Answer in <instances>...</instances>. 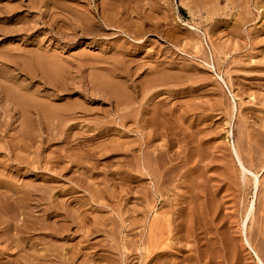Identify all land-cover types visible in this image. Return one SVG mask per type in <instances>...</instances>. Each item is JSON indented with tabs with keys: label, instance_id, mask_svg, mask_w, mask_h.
Masks as SVG:
<instances>
[{
	"label": "rangeland",
	"instance_id": "rangeland-1",
	"mask_svg": "<svg viewBox=\"0 0 264 264\" xmlns=\"http://www.w3.org/2000/svg\"><path fill=\"white\" fill-rule=\"evenodd\" d=\"M0 173V264H264V0H0Z\"/></svg>",
	"mask_w": 264,
	"mask_h": 264
},
{
	"label": "bare ground",
	"instance_id": "bare-ground-1",
	"mask_svg": "<svg viewBox=\"0 0 264 264\" xmlns=\"http://www.w3.org/2000/svg\"><path fill=\"white\" fill-rule=\"evenodd\" d=\"M43 2V1H42ZM104 5V4H103ZM80 9V8H79ZM114 10V9H113ZM83 13V12H82ZM102 13V12H101ZM81 21V20H80ZM82 25V24H81ZM87 25V24H86ZM75 27H77V26H75ZM99 28V27H98ZM138 30V29H137ZM101 42V41H100ZM81 55V54H80ZM85 56V55H84ZM78 58V57H77ZM89 59V58H88ZM97 60V59H96ZM60 62V61H59ZM61 63V62H60ZM50 64V63H49ZM48 67V66H47ZM65 67V66H64ZM55 68V67H54ZM116 68V67H115ZM119 68V67H118ZM50 70V69H49ZM48 72V71H47ZM50 72H52V71H50ZM67 75H68V73H67ZM53 77V76H52ZM68 77V76H67ZM110 79V78H109ZM119 79V78H118ZM108 83V82H107ZM120 83H122V82H120ZM106 85V84H105ZM115 86V85H114ZM122 86V85H121ZM106 87V86H105ZM91 89V88H90ZM97 89V88H96ZM109 89V88H108ZM149 89V88H148ZM11 91V90H10ZM98 91V90H97ZM118 92H119V90H117ZM124 91V90H123ZM145 91H147V89L145 90ZM27 92V91H26ZM7 93V92H6ZM13 93V92H12ZM115 93H117V92H115ZM115 93H113V94H115ZM9 94V93H8ZM29 94H30V92H29ZM122 93H120V95H121ZM11 95V94H10ZM116 96H119V93H118V95L117 94H115ZM128 95V94H127ZM130 95V94H129ZM145 95V94H144ZM107 96V95H106ZM14 97V95H12V98ZM111 97V96H110ZM120 97V96H119ZM118 97V98H119ZM123 98H125V97H123ZM128 98V97H127ZM121 99V98H120ZM17 100H18V98H17ZM128 100V99H127ZM132 100V99H131ZM20 101V100H19ZM130 102V101H129ZM125 104H127L126 102H125ZM124 106H128V105H124ZM23 107H25V106H23ZM22 107V108H23ZM18 108V107H17ZM21 108V107H20ZM51 108V107H50ZM25 109V108H24ZM121 109V108H120ZM41 110V109H40ZM81 110H82V108H81ZM121 111V110H120ZM39 112V111H38ZM42 112V111H41ZM127 112V111H126ZM43 113V112H42ZM125 113V112H124ZM36 115V114H35ZM56 115H58V114H56ZM44 116V115H43ZM48 116H50V115H48ZM83 116V115H82ZM119 116V115H118ZM93 117V116H92ZM81 118V117H80ZM49 119V118H48ZM59 119V118H58ZM105 120V119H104ZM51 121V120H50ZM56 121V120H55ZM62 121V120H61ZM68 121V120H67ZM66 121V122H67ZM86 121V120H85ZM52 122V121H51ZM54 122V121H53ZM57 123V122H56ZM50 124V123H49ZM53 124V123H52ZM55 125V124H54ZM45 126V125H44ZM46 127V126H45ZM60 128V127H59ZM56 129V128H55ZM61 131V130H60ZM53 134V133H52ZM56 134V133H55ZM75 135V134H74ZM59 136V135H58ZM80 139V138H79ZM145 139V138H144ZM67 143V142H66ZM78 143V142H77ZM14 144V143H13ZM12 146V145H11ZM88 150V149H87ZM75 151V150H74ZM104 151V150H103ZM238 154V153H237ZM89 155V154H88ZM95 156V155H94ZM99 157V156H98ZM148 157V156H147ZM128 158V157H127ZM159 159V158H158ZM239 159V163L242 165V161L240 160V158H238ZM77 160V159H76ZM133 160V159H132ZM125 163V162H124ZM157 163V162H156ZM147 164V163H146ZM83 170V169H82ZM152 171V170H151ZM149 172V171H148ZM1 174V173H0ZM6 174V173H5ZM168 177V176H167ZM254 178H255V183L256 184H258V182H259V180H258V178H257V175L254 173ZM167 180V179H166ZM14 184V183H13ZM155 184V183H154ZM24 188V187H23ZM23 188H22V190H23ZM18 189V188H17ZM54 189V188H53ZM141 189V188H140ZM49 190V189H48ZM51 191V190H50ZM34 192V191H33ZM42 192V191H41ZM136 192V191H135ZM27 193V192H26ZM45 193H47V192H45ZM117 193V192H116ZM20 194V193H19ZM44 195V194H43ZM47 195H49L48 193H47ZM22 196H24V195H22ZM31 196H32V194H31ZM2 197V196H1ZM7 197V196H6ZM21 197V196H20ZM37 197V196H36ZM41 197V196H40ZM68 197V196H67ZM31 198V197H30ZM47 198V197H46ZM18 199V198H17ZM18 201V200H17ZM168 202V201H167ZM23 203V202H22ZM28 203V202H27ZM31 203V202H30ZM189 204V203H188ZM7 205V204H6ZM5 205V206H6ZM22 205V204H21ZM4 206V207H5ZM259 206V205H258ZM7 208V207H6ZM27 208V207H26ZM19 209V208H18ZM45 209V208H44ZM183 210V209H182ZM260 210V209H259ZM262 210V209H261ZM182 212V211H181ZM258 212V211H257ZM25 213V212H24ZM27 216H28V214L27 213H25ZM66 215V214H65ZM69 215V214H68ZM91 215V214H90ZM181 216V215H180ZM264 216V215H263ZM26 217V216H25ZM30 217V216H29ZM262 217V216H261ZM40 218V217H39ZM74 218V217H73ZM84 218V217H83ZM80 219L81 220V222H83V223H86V220H84V219ZM92 218V217H91ZM181 218V217H180ZM2 219H4L3 217H2ZM67 219V218H66ZM74 219H76V218H74ZM173 219V218H172ZM27 220V219H26ZM73 220V219H72ZM79 220V221H80ZM96 221V220H95ZM181 221V220H180ZM34 222V221H33ZM80 222V226H81V223ZM99 222V221H98ZM53 223V222H52ZM12 225V224H11ZM44 225V224H43ZM79 225V224H78ZM57 226V225H56ZM62 226V225H61ZM53 227V226H52ZM60 227V226H59ZM42 228V227H41ZM61 228V227H60ZM64 228H66V227H64ZM170 228V227H169ZM263 228V227H262ZM12 229V228H11ZM20 229V228H19ZM18 229V230H19ZM5 230V229H4ZM40 230V229H39ZM43 230V229H42ZM49 230V229H48ZM70 230V229H69ZM169 230V229H168ZM21 231V230H20ZM28 231H29V229H28ZM67 231V230H66ZM65 231V232H66ZM23 232V231H22ZM47 233V232H46ZM54 233V232H53ZM13 234V233H12ZM32 234V233H31ZM50 234H52V233H50ZM63 235V234H62ZM167 235V234H166ZM3 237V236H2ZM17 237V236H16ZM54 237V236H53ZM45 242V241H44ZM90 242V241H89ZM31 243V242H30ZM37 243V242H36ZM93 243V242H92ZM163 244V243H162ZM171 244V243H170ZM67 245V244H66ZM93 245V244H92ZM96 245V244H95ZM14 246V245H13ZM48 246H49V244H48ZM53 246V245H52ZM98 246V245H97ZM167 246V245H166ZM6 247V246H5ZM54 247V246H53ZM52 247V248H53ZM66 247V246H65ZM68 247V246H67ZM78 247V246H77ZM57 248V247H56ZM59 249V248H58ZM50 250V249H49ZM60 250V249H59ZM27 251V250H26ZM47 251V250H46ZM57 251V250H56ZM62 251V250H61ZM39 252V251H38ZM85 252V251H84ZM37 253V252H36ZM56 253H58V252H56ZM165 254H166V252H164ZM47 254V253H46ZM50 254V253H49ZM49 254H47V255H49ZM169 254V253H168ZM43 255V254H42ZM55 255H57V254H55ZM59 255V254H58ZM57 255V256H58ZM62 255V254H61ZM34 256V255H33ZM44 256V255H43ZM63 256V255H62ZM72 256V255H71ZM165 256V255H164ZM39 257V256H38ZM50 257V256H49ZM90 257V256H89ZM155 257V256H154ZM30 258V257H29ZM41 258H43L42 256H41ZM56 258V257H55ZM54 258V259H55ZM159 258V257H158ZM61 259V258H60ZM37 262V261H36ZM40 262V261H39ZM42 262V261H41ZM47 262V261H46ZM63 263H64V261H63ZM2 264V263H1ZM45 264H47V263H45ZM61 264V263H60ZM90 264V263H89ZM127 264V263H126Z\"/></svg>",
	"mask_w": 264,
	"mask_h": 264
}]
</instances>
